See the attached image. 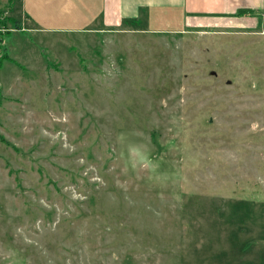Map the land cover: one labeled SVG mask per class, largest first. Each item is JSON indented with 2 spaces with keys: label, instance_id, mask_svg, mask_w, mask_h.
<instances>
[{
  "label": "rangeland",
  "instance_id": "rangeland-1",
  "mask_svg": "<svg viewBox=\"0 0 264 264\" xmlns=\"http://www.w3.org/2000/svg\"><path fill=\"white\" fill-rule=\"evenodd\" d=\"M254 18L48 33L0 0V264H264Z\"/></svg>",
  "mask_w": 264,
  "mask_h": 264
},
{
  "label": "crops",
  "instance_id": "crops-1",
  "mask_svg": "<svg viewBox=\"0 0 264 264\" xmlns=\"http://www.w3.org/2000/svg\"><path fill=\"white\" fill-rule=\"evenodd\" d=\"M263 7L264 0H20L28 27L48 33L97 32L137 21L153 34L256 29L254 12Z\"/></svg>",
  "mask_w": 264,
  "mask_h": 264
},
{
  "label": "trees",
  "instance_id": "trees-1",
  "mask_svg": "<svg viewBox=\"0 0 264 264\" xmlns=\"http://www.w3.org/2000/svg\"><path fill=\"white\" fill-rule=\"evenodd\" d=\"M240 12H242V11H239V13H240ZM245 12H246V11H245ZM245 12L243 11V13H245ZM5 31L8 32L7 30H5ZM1 41H2V40L0 39V43H1ZM5 56H6V55H5ZM1 57H2V56H0V58H1ZM6 57H7V56H6Z\"/></svg>",
  "mask_w": 264,
  "mask_h": 264
}]
</instances>
